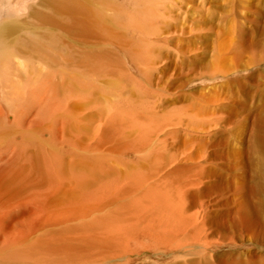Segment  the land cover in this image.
<instances>
[{
  "label": "bare ground",
  "instance_id": "bare-ground-1",
  "mask_svg": "<svg viewBox=\"0 0 264 264\" xmlns=\"http://www.w3.org/2000/svg\"><path fill=\"white\" fill-rule=\"evenodd\" d=\"M102 2L0 0V264H123L141 248L172 252L162 264H224L207 206L184 213L181 188L198 183L173 180L207 161L193 143L219 120L160 113L138 16Z\"/></svg>",
  "mask_w": 264,
  "mask_h": 264
},
{
  "label": "rangeland",
  "instance_id": "rangeland-1",
  "mask_svg": "<svg viewBox=\"0 0 264 264\" xmlns=\"http://www.w3.org/2000/svg\"><path fill=\"white\" fill-rule=\"evenodd\" d=\"M97 1L118 2L122 14L133 9L138 16L137 38L149 47L156 67L148 94L161 100L160 113L178 109L219 120L214 141L193 143L196 155L206 150L207 161L173 178L180 185L198 183L181 188L188 192L184 213L207 206L204 227L211 229L205 233L208 240H220L214 254L224 264H264V0ZM137 72L133 69L143 80ZM186 139L180 136L174 148L183 149ZM153 251L132 250L122 262L162 264L173 254ZM176 253L192 256L185 249Z\"/></svg>",
  "mask_w": 264,
  "mask_h": 264
}]
</instances>
